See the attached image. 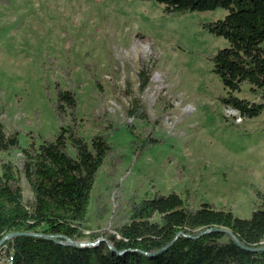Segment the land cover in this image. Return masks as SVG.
<instances>
[{"label":"rangeland","instance_id":"374dc122","mask_svg":"<svg viewBox=\"0 0 264 264\" xmlns=\"http://www.w3.org/2000/svg\"><path fill=\"white\" fill-rule=\"evenodd\" d=\"M163 7L142 0H0L5 134L19 132L27 146L31 135L57 133L56 82L77 95L80 134L89 140L106 133L112 146L77 242L114 233L127 222L131 203L154 193L176 192L189 206L208 202L248 217L259 204L252 188L264 192V111L238 121L219 101L226 89L211 57L227 42L202 27L226 11L167 14ZM235 94L257 100L246 84ZM134 98L147 120L126 115ZM124 123L150 135L142 153L133 152ZM1 159L12 163L23 199L31 202L19 149L0 151Z\"/></svg>","mask_w":264,"mask_h":264},{"label":"trees","instance_id":"16d2710c","mask_svg":"<svg viewBox=\"0 0 264 264\" xmlns=\"http://www.w3.org/2000/svg\"><path fill=\"white\" fill-rule=\"evenodd\" d=\"M142 1L163 4L167 14L224 9L222 18L202 24L227 42L211 57L212 71L226 89L218 99L242 119L264 111V0ZM64 75L70 79V71ZM243 84L256 101L235 94ZM52 99L62 122L53 137L31 135L28 145L21 146L19 132L6 135L0 123V151L19 149L21 174L32 192L26 203L16 170L1 159L0 240L13 235L4 242L10 264H264V192L256 187L252 191L259 204L248 217L208 202L189 206L176 192L154 193L133 201L127 222L104 239L83 246L70 243L83 236L96 174L112 146L106 133L89 140L80 134L72 89L55 82ZM139 106L134 98L126 115L147 120ZM124 124L133 152L142 153L150 135Z\"/></svg>","mask_w":264,"mask_h":264},{"label":"built area","instance_id":"2783aa9c","mask_svg":"<svg viewBox=\"0 0 264 264\" xmlns=\"http://www.w3.org/2000/svg\"><path fill=\"white\" fill-rule=\"evenodd\" d=\"M226 109H227V111H229L230 114L235 115V116L237 115L238 121H240L242 119L237 110L229 108V107H227ZM11 237H12V234H7L2 240H0V250H2V252H4V256L0 257V264H10V262H11V258L7 255L6 244H4L5 240L10 239ZM2 252H0V254ZM1 261H3V262H1Z\"/></svg>","mask_w":264,"mask_h":264},{"label":"water","instance_id":"95a60500","mask_svg":"<svg viewBox=\"0 0 264 264\" xmlns=\"http://www.w3.org/2000/svg\"><path fill=\"white\" fill-rule=\"evenodd\" d=\"M13 236V235H12ZM2 242V241H1ZM70 243H72V244H75V245H81V246H83V245H90V243H81V242H77V241H70ZM92 244H94V243H92Z\"/></svg>","mask_w":264,"mask_h":264}]
</instances>
